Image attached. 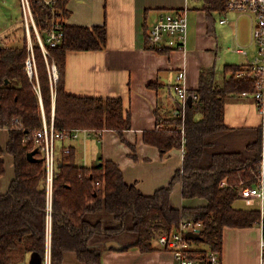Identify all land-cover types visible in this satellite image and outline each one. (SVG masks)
<instances>
[{
	"label": "trees",
	"instance_id": "16d2710c",
	"mask_svg": "<svg viewBox=\"0 0 264 264\" xmlns=\"http://www.w3.org/2000/svg\"><path fill=\"white\" fill-rule=\"evenodd\" d=\"M66 2L61 0L64 21L68 16ZM202 2L211 34L214 15L225 14L226 0ZM32 6L37 26L43 29L47 12L35 2ZM62 32L63 39L49 48L50 57L45 60L30 30L35 63L31 77L26 69L30 54L24 26L17 45H0V130L8 132L5 149L0 147V179L6 174L4 153L13 158L14 165V179L0 194V264H19L28 257H35L40 264L47 258L49 264H63L66 253H74L84 264H101L106 243H119L123 247L119 251L136 248L151 252L159 249L154 243L156 234L170 233L182 221L201 224L200 240H193V255L210 250L221 254L224 228L255 227L257 210L237 208L234 187L249 179L250 170L259 163L262 126L251 130L257 132L256 138L238 150L237 143H243V133L248 131L225 123L229 99L247 93L256 104L252 94L258 72L248 64H227L219 78L213 68L201 69L197 89L187 93L191 105L186 102L171 118H160L156 111L158 127L143 133V143L156 147L161 156L174 149L184 150L182 166L166 187L145 196L136 185L125 182L115 162L100 157L92 166L81 165L76 147L71 144L69 153H64L65 144L61 143L49 201L35 134L43 120L50 124L52 106L58 132L85 130L98 136L112 131L126 143L123 135L131 128L121 98L79 97L68 94L64 87L68 52L104 50L106 25L82 27L64 22ZM52 64L58 73L56 83L50 79ZM241 72L245 75L237 77ZM149 87L158 88L157 84ZM130 148L134 152V147ZM33 152L29 160L28 154ZM176 184L181 186L182 199H203L206 205L176 209L171 200ZM98 215L110 221L91 218Z\"/></svg>",
	"mask_w": 264,
	"mask_h": 264
},
{
	"label": "crops",
	"instance_id": "0c3cea01",
	"mask_svg": "<svg viewBox=\"0 0 264 264\" xmlns=\"http://www.w3.org/2000/svg\"><path fill=\"white\" fill-rule=\"evenodd\" d=\"M202 3L193 7L190 0L66 2L68 16L65 23L82 27L105 24L107 44L102 51L68 52L65 91L79 97L121 98L125 111L130 115L131 128L123 135L128 145L112 131H104L94 137L81 135L76 141L61 143L74 145L77 158L78 153L84 150L88 161L92 159L97 163L98 158L102 157L115 162L122 171L125 182L136 185L145 196L153 195L157 189L166 187L175 171L182 166V150L174 149L161 156L156 147L145 145L142 141L145 131L158 127L156 111L160 118H171L179 114V108L183 110V104L175 94L176 85L181 83L176 79L177 74L184 73L182 85L188 93L197 89L201 69L213 68L216 78H219L225 65H247L256 55L252 39V18L249 15L225 12L223 16L214 19L210 26L213 33L210 34L206 14L201 10ZM191 8L197 12L190 13ZM159 10L185 12L187 33L183 51L156 53L145 49L144 25ZM221 20L224 23L220 24ZM18 37L17 28H13L11 33L0 30V45H17ZM228 41L238 46L236 50H245L247 56L235 50V55L224 53L223 57L220 52ZM151 84H157L158 88H150ZM225 123L230 128L248 131L243 133L247 136L253 134L251 130L260 126L261 117L251 98L239 96L226 102ZM7 141V130H0V147L5 149ZM130 145L134 147V152ZM85 156L82 161H85ZM3 159L6 174L0 179V194L7 191L14 179L13 158L4 153ZM171 200L176 209L206 205L203 199H182L180 184L174 186ZM98 216L94 219L110 221L109 217ZM222 246L221 264H261L260 232L257 227L224 228ZM102 251L101 264H176L170 253L156 247L154 251L147 253L136 248L119 251L105 247ZM32 259L36 258L28 257L19 264H30ZM63 264L84 263L79 262L74 253H66Z\"/></svg>",
	"mask_w": 264,
	"mask_h": 264
},
{
	"label": "built area",
	"instance_id": "2783aa9c",
	"mask_svg": "<svg viewBox=\"0 0 264 264\" xmlns=\"http://www.w3.org/2000/svg\"><path fill=\"white\" fill-rule=\"evenodd\" d=\"M35 2L42 10L47 12L44 18L45 27L40 29L37 26L32 3ZM61 0H20L22 12V24L25 28L27 38V51L30 57L26 61V69L31 77L35 71L33 59V45L30 30L34 32L38 45L45 60L50 57L49 48L55 47L63 39L62 26L64 24L63 8ZM226 12L249 15L252 18V39L256 47V55L249 61L248 65L256 72L257 82L252 98L256 101V108L261 117V156L255 169H251V176L246 181H242L234 187L238 200L244 201L247 205L255 204L258 218L255 227L260 232L261 264H264V0H226ZM224 23L223 20L220 24ZM187 33L186 15L183 11L159 10L154 18L145 24L144 46L148 51L165 53L169 51H183L185 49ZM236 52L247 56V52L238 49ZM50 79L52 83L58 80L56 66L49 67ZM245 73L237 74V77L244 76ZM180 84L175 87V94L183 104V109L188 96L182 82L185 79L183 72H179L176 77ZM36 91L38 89L36 88ZM241 96L247 97V93ZM50 124L43 120L41 129L35 134V143L40 149L45 170V186L50 201L56 160L58 158L59 143L76 141L81 135L90 137L92 134L85 130H76L70 133L58 132L54 129V115ZM184 143V140H183ZM70 144H65L64 153H69ZM182 155L184 157V150ZM222 185H225L223 182ZM201 229L199 222L182 221L178 228L170 233H157L154 243L159 249L170 253L176 264H221V254L215 251H207L193 255L194 241L188 239V233L198 234ZM49 264V258L46 263Z\"/></svg>",
	"mask_w": 264,
	"mask_h": 264
},
{
	"label": "rangeland",
	"instance_id": "374dc122",
	"mask_svg": "<svg viewBox=\"0 0 264 264\" xmlns=\"http://www.w3.org/2000/svg\"><path fill=\"white\" fill-rule=\"evenodd\" d=\"M191 2L193 3V5H192L193 7H197L202 2V0H190V3ZM191 11L193 14L197 12L196 10H194L192 8L190 10V13H191ZM214 17L218 18V16H216V15H214ZM22 18L23 17H22V12H21L20 0H0V30H5L6 32L11 33L13 31V28H17V31H19V36H21L23 34V26L21 24ZM189 18H190V16H189ZM190 20H191V18H190ZM230 43L231 42L228 41L225 43L226 45L223 46V48L220 52L223 57H224V53L235 55L234 53H235V50L238 48V46H235V45L230 44ZM220 76H221V74L218 75V77H220ZM256 136H257V132H254L253 134L247 135L245 137L246 139H243V143H241L242 141L237 143V149L239 150L240 148H243L249 140L255 139ZM92 137H94L93 134H92ZM237 141H239V140H237ZM98 146H100V145H98ZM83 156H85L84 150L81 151L80 154L78 153V158H79L78 162L80 160L79 164L90 166V165H94L96 163L95 160L93 161L92 159H91V161H88V158L86 156H85V161H84V159L82 161ZM88 163H90V164H88ZM235 206L239 209L242 208L243 210H251V209L256 210L255 204L247 205L244 201H241V200H237ZM91 218L94 219L95 216H91ZM194 246H196V245L194 244Z\"/></svg>",
	"mask_w": 264,
	"mask_h": 264
},
{
	"label": "water",
	"instance_id": "95a60500",
	"mask_svg": "<svg viewBox=\"0 0 264 264\" xmlns=\"http://www.w3.org/2000/svg\"><path fill=\"white\" fill-rule=\"evenodd\" d=\"M191 103H192V99H191V97H188V99H187V104L188 105H191ZM33 155H34V152L33 153H29L28 154V159L29 160H32L33 158ZM186 237L188 238V239H192V240H200V236L198 235V234H193V233H188L187 235H186ZM105 247H106V249H108V250H121L123 247L119 244V243H117V242H108V243H106V245H105ZM30 264H40V262L38 261V260H36V259H32L31 261H30Z\"/></svg>",
	"mask_w": 264,
	"mask_h": 264
}]
</instances>
